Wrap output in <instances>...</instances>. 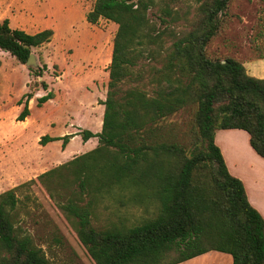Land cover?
Instances as JSON below:
<instances>
[{"label": "trees", "instance_id": "1", "mask_svg": "<svg viewBox=\"0 0 264 264\" xmlns=\"http://www.w3.org/2000/svg\"><path fill=\"white\" fill-rule=\"evenodd\" d=\"M194 1L193 15L164 5L155 22L149 12L157 0H94L87 23L117 25L101 131L81 132L82 142L96 138L98 144L0 194V264H51L16 226L18 191L36 182L53 199L68 191L58 207L94 264H180L210 251L229 254L232 264H264V218L214 141L218 130H243L264 160V79L249 76L235 58L207 52L233 0ZM52 37L51 29L28 34L8 19L0 22V51L21 65ZM28 70L41 78L46 66ZM33 85L34 92L48 89L44 80ZM29 89L18 102L20 122L35 95ZM52 98L48 91L38 105ZM179 112L186 114L175 125L184 130L180 138L165 122ZM72 138L44 135L39 145L62 141L64 149ZM105 199L118 207H152L154 216L131 227L119 217L97 230L91 219Z\"/></svg>", "mask_w": 264, "mask_h": 264}, {"label": "rangeland", "instance_id": "2", "mask_svg": "<svg viewBox=\"0 0 264 264\" xmlns=\"http://www.w3.org/2000/svg\"><path fill=\"white\" fill-rule=\"evenodd\" d=\"M15 1L26 8L18 13L12 6L14 0H0V17L5 13L13 17L28 13L36 20L27 28L28 34L51 29L53 38L49 44L32 50L36 66L31 67L46 66L41 78H35L26 65L0 51V194L89 152V145L82 142L81 132L101 131L104 111L101 102L107 94L108 67L117 31L115 23L104 19L95 25L87 23L85 15L94 0ZM157 4L149 12L155 22L157 9L164 5L181 14L188 11L190 15L196 7L194 0H157ZM225 20L223 31L207 46L211 57H232L241 63L264 57V0H233ZM41 80L48 85L47 91L36 86L39 91L34 92V82ZM30 85L36 95L29 102L33 121L29 126L30 120L19 123L16 117L17 106L20 110L23 108L18 102L30 91ZM48 91L53 93V98L39 106L38 98ZM185 116L179 112L165 121L173 125L176 137L185 134L183 129H175ZM63 134L73 135L66 150L62 149V141L39 145L44 135L62 137ZM66 195L68 191L62 190L54 194L53 199L39 182L19 189L16 226L33 237L51 264H94L58 207ZM153 216L152 207H118L105 199L98 201L91 225L97 230L104 229L121 217L131 227ZM189 264L216 263L204 259Z\"/></svg>", "mask_w": 264, "mask_h": 264}, {"label": "crops", "instance_id": "3", "mask_svg": "<svg viewBox=\"0 0 264 264\" xmlns=\"http://www.w3.org/2000/svg\"><path fill=\"white\" fill-rule=\"evenodd\" d=\"M12 6L15 7L18 13L20 9L24 10V8H26L25 5L16 3L15 0ZM4 19H8L9 26L12 29L22 30L26 33H29L27 31V28H29V25L36 21L32 17V15H29L28 13L25 14V12H22L19 15H16V17H13L11 13H5L0 17V22L3 21ZM37 32H40V30ZM242 64L249 76L259 78V79H264V57L262 58L257 57L256 59H253V60H247V61H244ZM29 102H28V108H29V111H31V106L29 105ZM17 109H18L17 110L18 113L20 114L22 109L20 110L19 106H17ZM27 119L30 120L29 126L33 124V121L31 118V112H30V115H28L24 119V121ZM17 122L20 123V121H17ZM101 124H102V121H101ZM27 128H22V129L25 130ZM248 139H249L248 134L243 130L226 129V130L216 131L214 141H215V144L220 149V152L223 156V159H224V162H225V165H226V168L229 174L239 179L243 183L248 202L264 218V174H263L264 160L260 158L253 151V149L249 145ZM83 143H85L86 145H89L88 151H91L96 146V138H91L87 142H83ZM204 259H207L209 263L232 264V258L229 254H225V253H221L217 251L207 252L203 255L197 256L193 259H190L180 264H189L194 261H200V260L202 261Z\"/></svg>", "mask_w": 264, "mask_h": 264}, {"label": "water", "instance_id": "4", "mask_svg": "<svg viewBox=\"0 0 264 264\" xmlns=\"http://www.w3.org/2000/svg\"><path fill=\"white\" fill-rule=\"evenodd\" d=\"M27 67H29V66H36V62H35V58H34V56H33V54H31L30 56H29V59H28V61L26 62V64H25Z\"/></svg>", "mask_w": 264, "mask_h": 264}]
</instances>
